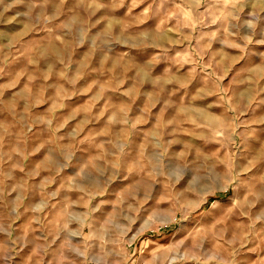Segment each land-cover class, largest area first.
<instances>
[{
  "label": "rangeland",
  "instance_id": "374dc122",
  "mask_svg": "<svg viewBox=\"0 0 264 264\" xmlns=\"http://www.w3.org/2000/svg\"><path fill=\"white\" fill-rule=\"evenodd\" d=\"M0 264H264V0H0Z\"/></svg>",
  "mask_w": 264,
  "mask_h": 264
},
{
  "label": "bare ground",
  "instance_id": "6f19581e",
  "mask_svg": "<svg viewBox=\"0 0 264 264\" xmlns=\"http://www.w3.org/2000/svg\"><path fill=\"white\" fill-rule=\"evenodd\" d=\"M74 17H75V16H74ZM63 49H64V48H63ZM63 53H64V52H63ZM63 53H62V54H63Z\"/></svg>",
  "mask_w": 264,
  "mask_h": 264
}]
</instances>
